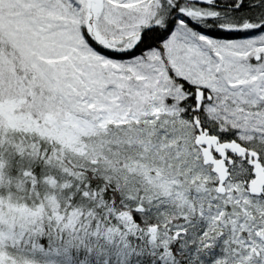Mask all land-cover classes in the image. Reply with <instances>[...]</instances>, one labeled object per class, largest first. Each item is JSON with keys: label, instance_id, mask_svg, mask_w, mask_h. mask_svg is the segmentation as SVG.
Instances as JSON below:
<instances>
[{"label": "snow or ice", "instance_id": "1", "mask_svg": "<svg viewBox=\"0 0 264 264\" xmlns=\"http://www.w3.org/2000/svg\"><path fill=\"white\" fill-rule=\"evenodd\" d=\"M0 264H264V0H0Z\"/></svg>", "mask_w": 264, "mask_h": 264}]
</instances>
